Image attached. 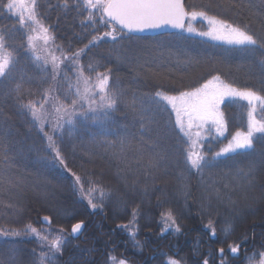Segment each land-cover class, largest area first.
I'll return each mask as SVG.
<instances>
[{"label":"trees","instance_id":"trees-1","mask_svg":"<svg viewBox=\"0 0 264 264\" xmlns=\"http://www.w3.org/2000/svg\"><path fill=\"white\" fill-rule=\"evenodd\" d=\"M6 3L7 0H0V32L7 34L13 63L8 77L0 79V230L23 232L31 225L50 234V239L60 235L64 241L62 254L54 255L52 264H61L65 259L77 264L86 255L92 260L90 264L93 260L112 264L110 257L120 258L106 250V243H117L121 238L124 254L130 257L127 264H167L169 258L181 264H203L205 259L209 264H221V247L223 264H247L246 258L253 253L258 264L259 254L264 252V141L258 139L254 151L248 154L219 158L202 174H189L184 170L180 148L183 137L174 127V113L155 93L179 95L219 75L224 83L254 88L264 94V48L245 51L182 32L147 37L124 31L118 41L105 38L85 49L80 63L85 75H89V65L97 72L112 69L109 89L119 94L117 109L95 120L77 115L74 126L65 124L62 131L54 134L50 122L34 121L22 105L29 101L38 106L44 103L45 93L53 87L49 78L53 55L62 59V53L84 48L92 35H102L109 29L100 23L99 13L93 14L91 24L87 22L88 9L83 0L78 5L77 0H68L67 7L65 0H36L39 23H35L38 29L32 32H40L42 37L38 39H43V25L51 37L52 48L44 51L37 44L38 39L34 47L28 46L33 25L30 22L20 26L17 16L4 7ZM242 3V8L237 5L232 9L230 0H185L188 10H205L209 16L228 23L250 21L248 30L258 43L264 42L260 23L264 0ZM35 55L48 58L47 69L42 66L43 61L34 59ZM64 65L68 66L64 71L71 79H64L63 74L58 77L43 110L54 111L65 98H73L75 76L69 69L74 66L68 61ZM91 80L95 82V72L91 73ZM21 94L22 101L17 99ZM221 108L227 121L226 136H210L203 141L209 158L237 132L247 129L249 109L244 101L226 100ZM258 118L264 119V112L259 111ZM45 132L53 135L69 168L85 181V188L91 182L104 190L102 204L99 192L93 193L95 210L82 199L74 177L53 161ZM157 144L160 147L156 151L165 156L161 162L164 166L159 168L151 163L153 146ZM250 167L251 180L244 174ZM5 173L20 181L19 189L5 183ZM168 211L175 217L179 232L175 226L164 231L168 225L162 214ZM44 216L51 218L50 226L43 221ZM210 220L216 229L215 239L206 227ZM78 222H83L88 231L74 238L68 230ZM228 226L226 235L224 229ZM111 230L113 235L102 234ZM132 231L135 237L130 235ZM90 238H94L93 242ZM92 244L102 247L105 253L92 255ZM235 244L241 248L232 256L229 245ZM43 253H49L47 242H41L31 232L0 236V264H39Z\"/></svg>","mask_w":264,"mask_h":264},{"label":"snow or ice","instance_id":"snow-or-ice-1","mask_svg":"<svg viewBox=\"0 0 264 264\" xmlns=\"http://www.w3.org/2000/svg\"><path fill=\"white\" fill-rule=\"evenodd\" d=\"M79 0H77V5ZM83 5L88 9L86 20L91 24L94 21V13H99V21L109 30L103 31L101 34L92 35L91 40L85 44L84 48L78 51L71 52L65 55L62 53V59L56 56L51 58V69L49 78L53 87L48 90L51 92L57 82L58 77L63 74L64 79L70 80L71 77L65 73V61L74 67L69 71L75 76V83L72 87L75 88L73 98L70 100L65 98L63 103L54 108V114L43 111L44 103H48V92L45 93L44 103L37 105V103L29 101L22 106L31 113L34 121H46L52 124V132L54 134L62 131L64 125L74 126L76 123L75 117L80 115L84 119H99L106 117L110 112L117 109L120 103L119 94L109 89V81L111 80L112 69H107L106 72H97L89 65V75H85V67L80 63V58L85 52L95 46L99 41L108 38L112 41H118L126 30L128 33L143 32L147 29H160L164 26L172 28L183 29L186 18L195 20L197 17L207 20L210 29L207 32H198L197 35L208 36L212 39H225L229 45L236 46L245 51H255L257 47L264 48V42L258 43L254 35L248 30L249 24L241 23L239 25L228 23L224 20H218L215 16H209L205 10H188L186 9L183 0H83ZM239 5L244 6L242 0H230L229 6L235 9ZM68 6V0H65V7ZM4 7L9 13L17 16V22L20 26H25L29 21L32 23H39L35 16L36 0H7ZM251 7V5H250ZM26 13V15H25ZM264 17V11L261 12ZM264 27V18L260 21ZM218 26V27H217ZM219 29H223L221 33ZM40 30L45 34L44 43L47 44V36L49 29L40 26ZM32 31H36L32 29ZM192 32L191 27L188 28ZM226 34V35H225ZM39 38V37H37ZM28 46L32 47L34 37L28 36ZM35 51V49H33ZM34 59L37 62L43 61L42 66L47 69L49 60L46 56L35 55ZM13 63L12 50L8 43L7 34L0 32V79L8 77ZM64 65V67H62ZM262 71H264V59L261 60ZM95 72V82L91 80V73ZM261 89L264 90V76L261 78ZM16 91H19L17 89ZM156 98L166 101L171 106L172 112L175 114L174 127L179 130V135L183 137L180 140V148L182 151V159L184 170L189 174L193 171L200 175L206 168L215 166L216 161L220 157L229 156L237 153L248 154L254 151L257 140L264 141V119H259L256 115L257 110L264 112V94L262 91H257L254 88L234 87L231 83H224L219 75L212 76L211 79L203 82L199 87H195L189 91H182L179 95H162L160 91L155 93ZM18 100H23V95L17 97ZM55 99L59 100V97ZM241 99L247 102L248 105V124L246 132H237L232 137L226 146L220 148L209 158L205 153V145L203 141L212 136L214 139L223 137L227 131V121L221 106L226 100ZM143 103L141 104V115L144 114ZM85 104L87 109L84 110ZM135 111V105H133ZM88 113H92L91 116ZM44 132V128H41ZM213 133L215 135L213 136ZM49 141L48 147L54 153L53 161H58L64 170L74 177L75 185L78 191L82 194V199H86L88 205L95 210L97 202L93 199V193L99 192L100 202L102 204L104 198V190L98 189L95 184L89 182V186L85 188V181L81 176L69 168L65 157L62 155L61 149L55 144L53 135H48L45 132ZM179 138V137H178ZM160 147L158 144L153 146V161L152 166L159 168L164 166L161 162L165 156L161 152H157L156 148ZM261 161L264 163V153L261 154ZM254 167V165H253ZM251 180L252 168L244 173ZM4 180L10 188L19 189L20 181L13 180L10 174H4ZM165 224L168 227L164 231H168L171 226H175L176 232L180 231L179 225L171 211L162 214ZM135 220L136 213H133ZM43 221L50 226L52 221L49 216H44ZM127 228L128 226H124ZM212 239L216 238V229L213 226V221H209L206 226ZM84 228L83 222H78L72 225L71 234L73 236L79 234ZM61 233L63 229L60 230ZM230 231V226L224 229L227 235ZM29 232L37 236L41 241L47 242V247L52 255L43 253L40 257L39 264H52L53 256L57 253L62 254V245L64 241L60 235L55 239H50V234H44L37 230L36 227L28 225L23 232L17 230H0V236H21L27 235ZM130 235L135 237V232H130ZM241 245H229V251L232 256H236L240 252ZM221 264L224 259V248L219 249ZM255 253L247 257V264H257L255 261ZM258 264H264V252L259 254ZM112 264H127L124 259H117L115 256L110 257ZM167 264H181V261L169 258ZM203 264H209L208 259L203 261Z\"/></svg>","mask_w":264,"mask_h":264},{"label":"rangeland","instance_id":"rangeland-1","mask_svg":"<svg viewBox=\"0 0 264 264\" xmlns=\"http://www.w3.org/2000/svg\"><path fill=\"white\" fill-rule=\"evenodd\" d=\"M186 7V6H185ZM25 15H26V13H25ZM219 20V19H218ZM31 21H29L28 22V24L30 23ZM31 24L33 25V28L30 26V28H31V33H32V37H34V39H33V41H32V47H34V45H35V42L37 41V37H42V35H40L41 33L40 32H38L37 34H35L34 32H32V29H38V27L37 26H34L35 25V23H32L31 22ZM189 27H191L192 29H193V31L192 32H189L188 31V28ZM218 27V26H217ZM209 29H210V25L208 24V22H207V20H205V19H203V18H200V17H197L195 20H192L191 18H188L187 19V21H186V24H185V26H184V28L183 29H181L179 32H182V34H184V35H186V36H189V37H197L198 39H202V40H206V41H210V42H215V43H220V44H225V45H229L228 43H226V41H225V39H219V40H217V39H212V38H210V37H208V36H201V35H197L196 33H198V32H207V31H209ZM219 31L221 32V33H223L224 32V30L223 29H219ZM226 35V34H225ZM39 37V38H40ZM39 40V42H37V44L40 46V48H42L44 51H50L51 50V48H52V46H51V43H50V41H49V39H48V41H47V44H45L44 43V37H43V39H38ZM52 53V52H51ZM178 96V95H177ZM233 100V99H232ZM237 100H241V99H237ZM242 101H244V100H242ZM166 104H167V102L166 101H164ZM246 104H247V102L246 101H244ZM168 105V104H167ZM169 107H171L170 105H168ZM43 111H45V112H49V113H53L54 114V111H52V110H47V109H45V110H43ZM260 110L258 109L257 110V113H256V115H257V117H258V112H259ZM174 120H175V114H174ZM247 124H248V114H247ZM178 130V129H177ZM179 131V130H178ZM246 131H247V129H246ZM245 131V132H246ZM215 134V133H214ZM226 134V133H225ZM226 135H224L223 137H219V139H223L224 137H225ZM235 136V135H234ZM232 139V138H231ZM230 139V140H231ZM229 140V141H230ZM228 143V142H227ZM226 143V144H227ZM226 144H224L222 147H224V146H226ZM222 147H220V148H222ZM220 148H219V150H220ZM218 150V151H219ZM224 157H226V156H224ZM224 157H220V158H224ZM24 190H25V188L23 189V193H24ZM51 193V192H50ZM45 206H47V204H45ZM71 227H72V225H71ZM70 227V228H71ZM70 228H69V230H68V232H70ZM41 241V240H40ZM41 242H43V241H41ZM49 255H52V253L51 252H49L48 253ZM56 255V254H55ZM111 262V261H110Z\"/></svg>","mask_w":264,"mask_h":264},{"label":"flooded vegetation","instance_id":"flooded-vegetation-1","mask_svg":"<svg viewBox=\"0 0 264 264\" xmlns=\"http://www.w3.org/2000/svg\"><path fill=\"white\" fill-rule=\"evenodd\" d=\"M87 231H88V229L85 230V226H84L83 230L81 231L80 236L84 235ZM102 234L108 236V235H113L114 232H113V230H111L110 233H108V234L106 232H102ZM80 239L82 240V239H84V237L82 236ZM93 239L94 238H90L89 240H91L93 242ZM124 248H125V243H124L122 238L118 239L117 243H111V244H109V242L106 243V250L112 252V254H117L120 259H124L126 261L127 258L130 259V257H127L124 254ZM89 251H90V253L92 255L95 254L96 256H99V255L101 256V255H103L105 253V250L102 247L97 248V247L94 246V244H92L89 247ZM89 259H90V257L86 255L84 257V260H78V261H76V263L77 264H84V263L85 264H87V263L90 264L92 260L89 261ZM71 260L72 259H70V260L65 259V260L62 261L61 264H69V263H67V261H70V263H71ZM131 260L135 261V259H131ZM92 264H97V261L93 260ZM136 264H139V262H136Z\"/></svg>","mask_w":264,"mask_h":264},{"label":"water","instance_id":"water-1","mask_svg":"<svg viewBox=\"0 0 264 264\" xmlns=\"http://www.w3.org/2000/svg\"><path fill=\"white\" fill-rule=\"evenodd\" d=\"M183 3H184V0H183ZM185 5V4H184ZM186 21H187V18L185 19L184 21V25L186 24ZM181 29H178V28H172L170 26H164L160 29H155V30H152V29H147L143 32H132L130 34H134V35H142V36H148V37H154V36H159V35H164V34H172V33H177L179 32ZM126 31V30H125ZM71 232V231H70ZM81 233V232H80ZM79 233V234H80ZM79 234L73 236V237H78Z\"/></svg>","mask_w":264,"mask_h":264}]
</instances>
